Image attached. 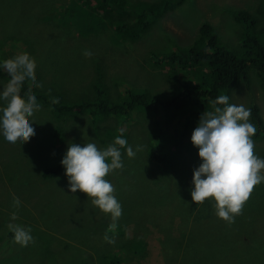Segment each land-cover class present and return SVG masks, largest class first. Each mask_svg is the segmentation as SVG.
<instances>
[{
  "label": "rangeland",
  "instance_id": "obj_1",
  "mask_svg": "<svg viewBox=\"0 0 264 264\" xmlns=\"http://www.w3.org/2000/svg\"><path fill=\"white\" fill-rule=\"evenodd\" d=\"M135 1L144 4L156 2ZM256 2L257 0H187L163 17L160 16L158 22L138 42L131 43L123 41L122 35L118 39L114 32L115 25L108 19L104 22L108 28L104 26L100 38L84 36L81 39L80 34L73 33L72 29L59 27L57 17L47 22L44 16V13L51 16L54 11L73 5H83L88 10L97 11L93 0H0V59L28 56L35 65V73L38 72V83L57 82V85L63 86L67 91V102L71 104L87 99L85 94H88L89 100L96 96L93 87L95 84L103 86L104 91L109 94L110 97H101L105 101L112 100L115 97L113 94L121 95L128 88L138 90L150 87L167 94L172 85L167 77L174 73L173 64L161 63L164 62V56L177 45H188L198 38L202 24L213 27L221 41L233 50L231 46H238L236 33L245 34L246 26L236 24L231 12L245 10L258 16L255 10L260 7ZM46 8L49 9L43 12ZM258 17L261 26H264V20L260 15ZM116 20L120 21V18ZM262 39L264 42V36L260 38ZM9 42L16 46L21 42L23 47L9 51ZM84 50L90 51L92 55L85 57L82 55ZM98 58L103 65L102 79L98 75L93 77L98 65L92 63ZM190 66L191 64L187 66L181 78L200 86L201 77L198 79L190 73L196 65ZM249 79V89L243 85L229 94L230 103L243 104L246 108H250L252 104L257 105L264 121L263 91L259 88L252 69ZM5 83V80L0 79V88ZM43 113L38 111L30 118L37 138L40 133L36 132V128L40 126ZM118 122L120 120L105 117L101 125L98 123L97 129L103 133L107 126L114 128L116 124L119 125ZM121 127L128 145L134 148L142 145L143 148L133 158L123 156V168L114 170L105 177L114 186V195L122 207V214L115 222V230H106L113 243H108L103 238L99 240L101 244L97 241L101 224L110 221L112 224L110 216L92 206L86 195L79 190L69 192L64 172L59 180L45 186L17 182L11 184V180L8 182L1 177L0 247L3 258H0V264H83L82 261L86 264H99L104 258L109 264H247L241 259L245 257L250 259L251 264H264V183L253 187L233 223L213 218L208 219V222L193 223L186 217L187 197L190 198V195L187 193L186 196L181 192L184 185L192 187L189 180L185 181L184 173L175 174L170 171V175H164L153 170V162L150 161L149 165L146 162L148 159L142 161L146 158L144 138L150 127L146 119L134 115ZM94 129L89 114H78L63 136L71 141L76 139L77 144L95 142L101 149L113 142L111 140L106 145L98 144ZM81 134L84 135L83 139L78 138ZM25 144L26 142L9 146L0 142V176L4 173L2 166L8 169L9 174H19V178L13 179L14 181H20L25 171L35 173L39 170L40 165L37 163L26 168L28 165L23 155L27 154L26 150L32 145L27 147ZM258 147L264 149V141L260 142V146L254 144L257 156ZM186 152L192 153L188 157L192 172L200 163L197 148L193 147ZM170 153H174V150ZM128 179L136 182L129 183L126 181ZM159 179H165L162 193L156 187ZM52 190L62 208H71L67 233L64 236L59 233L54 235L62 242H49L42 233L46 228L47 218L45 219L46 212L41 210L49 204L48 196L52 194ZM14 196L21 202L18 209L12 204ZM14 211L17 220L11 221L10 214ZM26 217L29 218L30 224H27L31 228L33 240L21 247L13 239L10 240L9 229L2 231L9 223L24 225ZM175 238H180L185 243L181 251L169 249V244L177 245ZM6 242H9V246ZM204 243L209 247H203ZM130 245L141 246L140 250L146 251L147 257L144 260L143 257L130 259ZM202 248L208 253L189 258L190 249L198 253Z\"/></svg>",
  "mask_w": 264,
  "mask_h": 264
},
{
  "label": "trees",
  "instance_id": "obj_2",
  "mask_svg": "<svg viewBox=\"0 0 264 264\" xmlns=\"http://www.w3.org/2000/svg\"><path fill=\"white\" fill-rule=\"evenodd\" d=\"M186 1L156 0V2L144 4L135 0H93L97 11L88 10L83 5H73V7L60 5V7H65L60 8L59 11L53 10L54 14L51 16L46 13H44V16L47 22L57 17L59 27L72 29L73 33L80 34L81 39L84 36L100 38L104 26L108 28V25L104 24L105 20L108 19L114 23V32L118 39L119 35H122L121 39L123 41L132 43L138 42L158 22L160 16L163 17L167 12L186 3ZM256 3L260 8L255 12L264 20V0H257ZM48 9L46 8L43 12ZM231 14L236 24L246 26L245 34L236 33L238 46H231L233 50H230L221 41L213 27L202 24L199 27V36L193 42L188 43V45H177L173 51H168L169 53L162 60L164 62H161L164 65L173 64L172 73L174 75L167 77L172 83L169 89L170 92L168 91L167 94L150 87L138 88V90L128 88L121 92V95L119 93L113 94L111 91L113 97H115L112 100L105 101L101 97H110L109 94L104 91L103 86L95 84L93 86L96 91L94 99L89 100L88 94H85L87 99L80 103L71 104L67 102V91L63 86L57 85V82L46 83L42 81L40 87L31 88L26 84L22 85L20 96H23L25 90H29L31 94L37 97V101L41 105L39 111L44 112L41 123H39L40 126L36 128V132L40 133L39 137L37 138L35 134L26 142L25 146L32 145V147L26 150V155H23L28 165L26 168L32 163L39 164L40 168L35 173L25 171L20 181H14L13 179L19 178V174H9L8 169L6 170L5 166H2L4 173L1 174L0 178L3 177L8 182L11 180V184L17 182L30 186H36V184L45 186L51 184L52 181L59 180L64 172L59 161L65 153L68 143H76L75 141H77L76 139L71 141L63 135H65L66 128L73 124L76 115L85 113L90 115L92 125L95 126L94 130H96L94 137L99 140L98 144L101 145H106L107 141H113L119 135L118 130L120 127L134 115L144 117L150 127H148V132L144 138L146 158L142 161L145 162L148 159L146 161L148 164L150 161L153 162V167L151 166L153 170H158L164 175H170L168 174L170 171L175 174L183 172L185 181L189 180L191 183L189 174L191 177L192 172L189 169L188 157L192 153H187L186 150L193 148L189 138L197 125L199 116L203 112L211 110L208 101L220 94L229 96L232 91L243 85L249 89V72L251 69L255 72L259 88L262 89L264 97V42L263 39L260 40L264 36V26H261L259 15L250 14L248 11H236L231 12ZM116 18H120V21ZM22 47L21 42L17 46L12 42L8 43L9 51L21 49ZM84 62L89 64L87 60ZM100 63V58L93 61L92 64L98 65L95 68L93 77L98 75L102 79L103 65ZM189 64H191L190 67L196 65L190 73L198 79L201 77L200 86L182 80L181 75L187 70ZM1 71L0 79L7 82L6 73ZM33 76L38 82V72L35 73L34 71ZM53 97L59 98V103H51ZM250 109L249 121L256 128L252 139L255 145L260 146V142L264 141V121L257 105L252 104ZM105 117H112L116 121L120 120V122L114 128L107 126L105 132L102 133L97 129V125L98 123L101 125ZM78 138L83 139L84 135L81 134ZM172 150H174V153H170ZM258 151V156L264 158V149L258 147ZM138 170L141 174L140 167ZM142 179L145 180L144 177ZM121 180H123V177ZM164 180L159 179V183L156 184L161 193L164 190ZM126 181L133 184L136 182L132 179ZM122 183L126 182L122 181ZM190 190V186L184 185L181 192L187 196ZM51 192L52 194L48 196L49 204L41 210L43 213L46 212L45 219L47 218L46 228L42 233L49 242H62V240H57L54 235L59 233L64 236L67 233L70 227L68 215L71 208H62L57 202L55 192L53 190ZM69 197L71 198L70 195ZM187 198L186 210L188 216L186 217L191 219L193 223L208 222L207 220L212 218L218 219L213 213L214 208L210 199H206L202 204H192L191 198ZM28 219L26 217L23 224L30 227ZM218 220L221 221V219ZM110 225L109 222L101 224L97 241L101 240L104 233L103 229H109ZM7 226L2 232L9 229ZM122 237L125 238V235ZM12 239V233L10 232V240ZM1 240L0 236V245ZM174 240L177 246L180 247V251L182 248L184 249L185 243L180 238ZM6 245L9 246V242H6ZM203 247L209 246L204 243ZM140 248L141 246L130 245L129 250L132 253L130 259L136 260L143 257L144 260L147 257L148 253L143 252ZM205 251L202 248L196 253L195 250L190 249L188 251L189 258L203 256L208 253ZM0 258H3L1 247ZM241 259L245 260L247 264H251L249 258ZM108 262L104 258L99 264H109ZM82 263L86 264L83 261Z\"/></svg>",
  "mask_w": 264,
  "mask_h": 264
},
{
  "label": "clouds",
  "instance_id": "obj_3",
  "mask_svg": "<svg viewBox=\"0 0 264 264\" xmlns=\"http://www.w3.org/2000/svg\"><path fill=\"white\" fill-rule=\"evenodd\" d=\"M82 55L90 57L92 53L84 50ZM0 70L7 76V82L0 88V142L9 146L21 145L35 135L30 118L41 105L29 90L21 97L20 89L25 84L29 88L41 85L34 79L35 65L26 55L0 59ZM229 101L227 94L210 99L211 110L199 116L191 132L190 143L197 148L200 163L192 170L189 195L191 203L196 204L210 199L217 218L231 224L241 213L253 187L264 183V158L254 153L252 136L256 128L249 121L251 109ZM51 103H59V98H51ZM118 131L119 135L103 149L95 142L68 143L59 161L67 178L68 191L79 190L92 206L108 214L112 220L111 230L116 228L122 207L114 195V186L105 177L123 168V156L133 158L143 148L142 145L135 148L128 145L124 130L120 127ZM20 203L14 196L13 207L18 209ZM10 220H17L15 211L10 214ZM8 228L13 242L21 247L32 242L30 227L9 223ZM106 230L102 238L113 243ZM169 249L179 251V246L169 244Z\"/></svg>",
  "mask_w": 264,
  "mask_h": 264
},
{
  "label": "water",
  "instance_id": "obj_4",
  "mask_svg": "<svg viewBox=\"0 0 264 264\" xmlns=\"http://www.w3.org/2000/svg\"><path fill=\"white\" fill-rule=\"evenodd\" d=\"M189 178L191 179V177L189 176Z\"/></svg>",
  "mask_w": 264,
  "mask_h": 264
}]
</instances>
